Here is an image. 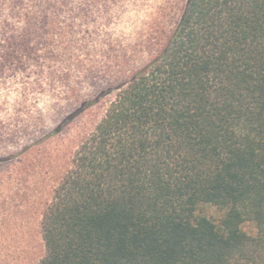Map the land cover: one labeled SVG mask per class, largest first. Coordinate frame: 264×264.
<instances>
[{
	"label": "trees",
	"instance_id": "16d2710c",
	"mask_svg": "<svg viewBox=\"0 0 264 264\" xmlns=\"http://www.w3.org/2000/svg\"><path fill=\"white\" fill-rule=\"evenodd\" d=\"M103 1L0 0V79L92 61ZM109 95L38 204L34 264H264V0H186L158 53L10 159Z\"/></svg>",
	"mask_w": 264,
	"mask_h": 264
},
{
	"label": "rangeland",
	"instance_id": "374dc122",
	"mask_svg": "<svg viewBox=\"0 0 264 264\" xmlns=\"http://www.w3.org/2000/svg\"><path fill=\"white\" fill-rule=\"evenodd\" d=\"M105 1L102 18L93 26L97 34L88 42L92 61H60L53 72L34 67L0 79V157L7 158L0 163V264H34L42 256L38 204L48 198L52 179L113 95L76 117L63 135L36 148L23 164L16 165L12 154L45 136L76 110L80 99L148 62L174 29L186 0ZM110 44L114 49L108 60L99 52ZM91 63L100 69L90 71ZM210 211L217 216L215 209Z\"/></svg>",
	"mask_w": 264,
	"mask_h": 264
}]
</instances>
